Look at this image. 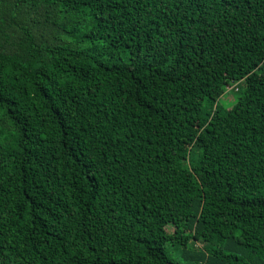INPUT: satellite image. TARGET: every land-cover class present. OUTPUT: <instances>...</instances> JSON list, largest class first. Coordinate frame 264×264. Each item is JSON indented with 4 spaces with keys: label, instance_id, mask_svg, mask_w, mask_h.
Returning a JSON list of instances; mask_svg holds the SVG:
<instances>
[{
    "label": "trees",
    "instance_id": "obj_1",
    "mask_svg": "<svg viewBox=\"0 0 264 264\" xmlns=\"http://www.w3.org/2000/svg\"><path fill=\"white\" fill-rule=\"evenodd\" d=\"M0 264H264V0H0Z\"/></svg>",
    "mask_w": 264,
    "mask_h": 264
},
{
    "label": "rangeland",
    "instance_id": "obj_2",
    "mask_svg": "<svg viewBox=\"0 0 264 264\" xmlns=\"http://www.w3.org/2000/svg\"><path fill=\"white\" fill-rule=\"evenodd\" d=\"M233 98H235V94L232 93L231 94ZM223 101H225V99H223ZM228 103H231L233 101V99L231 98V96H228V99H227Z\"/></svg>",
    "mask_w": 264,
    "mask_h": 264
}]
</instances>
